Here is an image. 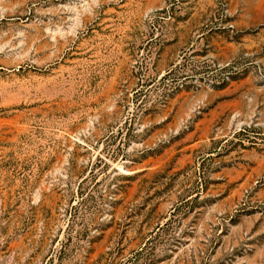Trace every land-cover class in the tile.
I'll return each mask as SVG.
<instances>
[{
  "label": "rangeland",
  "instance_id": "obj_1",
  "mask_svg": "<svg viewBox=\"0 0 264 264\" xmlns=\"http://www.w3.org/2000/svg\"><path fill=\"white\" fill-rule=\"evenodd\" d=\"M0 264H264V0H0Z\"/></svg>",
  "mask_w": 264,
  "mask_h": 264
}]
</instances>
